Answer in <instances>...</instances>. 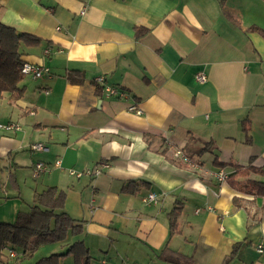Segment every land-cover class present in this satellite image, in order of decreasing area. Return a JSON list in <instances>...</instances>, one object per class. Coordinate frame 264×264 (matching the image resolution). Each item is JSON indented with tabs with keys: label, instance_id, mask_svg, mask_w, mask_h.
I'll use <instances>...</instances> for the list:
<instances>
[{
	"label": "crops",
	"instance_id": "0c3cea01",
	"mask_svg": "<svg viewBox=\"0 0 264 264\" xmlns=\"http://www.w3.org/2000/svg\"><path fill=\"white\" fill-rule=\"evenodd\" d=\"M0 22L40 38L21 59L48 69L5 97L19 127L0 128V222L55 187L81 232L47 255L82 242L92 264H223L237 246L227 264H264V198L235 187L264 182V0H0ZM134 103L142 114L127 110ZM37 162L46 170L33 176ZM235 166L253 171L215 177ZM148 192L157 203L142 201Z\"/></svg>",
	"mask_w": 264,
	"mask_h": 264
},
{
	"label": "trees",
	"instance_id": "16d2710c",
	"mask_svg": "<svg viewBox=\"0 0 264 264\" xmlns=\"http://www.w3.org/2000/svg\"><path fill=\"white\" fill-rule=\"evenodd\" d=\"M255 30L264 36L263 30L258 28ZM143 32L144 30L136 31L138 36ZM40 43V38L28 33L17 32L0 22V98L4 94L15 99L22 97L23 87L19 84L23 78L21 73V66L24 63L21 59L23 49L38 46ZM68 78L72 82L79 81L73 79L71 75ZM242 128L248 134L249 127L243 126ZM250 170L253 171L251 167L235 166L234 172L226 180L231 182L237 174H246ZM7 178L12 188L17 190L14 173L9 174ZM235 187L244 193L264 198V182L246 179L238 185L235 184ZM123 191L132 192L130 186L125 187ZM64 202L65 193L63 191L48 187L34 195L33 206L29 211H19L13 223L0 222V254L7 249H13L16 253L18 252V258L14 260V264H19L23 259L32 256L41 245L60 243L79 234L81 222L64 211ZM234 202L238 203L236 199ZM179 211L180 207L168 213L170 234L177 232L176 221ZM236 248L237 246L223 264L231 260ZM65 256H71L73 264H92L89 251L82 242L72 243L65 254L52 253L39 258L34 264H62Z\"/></svg>",
	"mask_w": 264,
	"mask_h": 264
},
{
	"label": "built area",
	"instance_id": "2783aa9c",
	"mask_svg": "<svg viewBox=\"0 0 264 264\" xmlns=\"http://www.w3.org/2000/svg\"><path fill=\"white\" fill-rule=\"evenodd\" d=\"M21 73L23 76L30 75L32 78H40L44 74H48V69L44 68L41 65H34L31 63L24 62L21 66ZM206 80V77L203 73H198L196 75V81L199 83H203ZM96 81L99 83H103V78L102 77H97ZM104 94L106 96H115V97H125L127 98L128 96L123 93L118 91V89L110 86H105L104 87ZM127 110L131 113H134L136 115L142 114V110L134 103L129 106H127ZM18 125L13 124V123H6V124H0V128L5 129V130H12V129H18ZM30 149L32 151L36 152H42V153H47L49 151L48 147L43 145L42 143H33L30 146ZM174 155L178 157L182 162L186 164H190L194 167H197L193 161L190 160L188 156H186L180 149H175ZM55 167H60V160H56L54 163ZM46 170V165L42 162H37L34 165V168L32 170L33 176H38L40 173L44 172ZM70 175L74 177H80V176H87V177H93L97 176L101 173V168L95 167L93 169H87L82 172H75L73 170L69 171ZM215 177L218 179V181H225L227 179V175L224 174L221 171H217L215 173ZM142 201L144 203H157V195L154 192H148L145 196L142 197ZM257 253L262 252V244H258L256 247ZM8 255L10 257H16L18 256L13 249H7Z\"/></svg>",
	"mask_w": 264,
	"mask_h": 264
},
{
	"label": "rangeland",
	"instance_id": "374dc122",
	"mask_svg": "<svg viewBox=\"0 0 264 264\" xmlns=\"http://www.w3.org/2000/svg\"><path fill=\"white\" fill-rule=\"evenodd\" d=\"M7 95L8 94H4L3 95L4 98H0V124H2V125L7 123V112H6L7 111V109H6L7 102L5 101V97H7ZM0 134H2V130L1 129H0ZM0 163H2V162H0ZM2 179L5 180L4 173H3ZM24 210H26V209H24ZM49 247H51V244L41 245L34 252V254L32 256L23 259L19 264H34V262L37 261L39 258L44 257V256H46L48 254L47 252L49 250ZM15 253H16V251H15ZM16 254L18 255V252ZM68 257H69V259L71 261V264H73L72 257L71 256H68ZM16 258H18V256H16L15 258L14 257H10L8 255L7 250H6L5 252L0 254V264H14V260ZM64 259L65 258L63 257L62 264H66Z\"/></svg>",
	"mask_w": 264,
	"mask_h": 264
}]
</instances>
